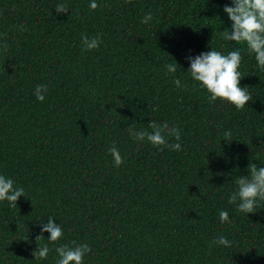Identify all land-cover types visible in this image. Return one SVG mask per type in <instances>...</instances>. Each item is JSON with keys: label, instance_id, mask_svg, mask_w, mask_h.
Wrapping results in <instances>:
<instances>
[{"label": "trees", "instance_id": "trees-1", "mask_svg": "<svg viewBox=\"0 0 264 264\" xmlns=\"http://www.w3.org/2000/svg\"><path fill=\"white\" fill-rule=\"evenodd\" d=\"M97 3L0 0V173L26 194L16 207L0 203V264H55V248L73 242L90 246L85 264H264V207L247 216L228 203L232 181L264 166V72L243 43L222 39L230 0ZM98 34L99 48L83 50L82 35ZM210 47L242 49L251 95L242 110L209 102L184 73L186 57ZM172 58L185 88L165 75ZM151 120L179 127L182 149L135 142L129 126ZM221 210L232 223L219 222ZM49 216L64 235L40 260ZM219 235L232 247L214 246Z\"/></svg>", "mask_w": 264, "mask_h": 264}, {"label": "clouds", "instance_id": "clouds-1", "mask_svg": "<svg viewBox=\"0 0 264 264\" xmlns=\"http://www.w3.org/2000/svg\"><path fill=\"white\" fill-rule=\"evenodd\" d=\"M89 7L95 10L98 7L97 0H89ZM56 11L57 13H66L68 8L60 4ZM223 12L230 21V27H223L222 39L236 44L243 43L247 54L254 58L256 66L261 72H264V0H230V4L224 5ZM152 20L153 14L149 11L144 14L140 23L148 25ZM221 23L223 25V21ZM21 30H23V26H21ZM81 40L85 51L97 49L102 43L99 34L93 38L82 35ZM186 60L189 68L184 73H187L191 81L208 93L209 102L214 103L219 100L234 106L237 110H242L251 100L248 87L240 85L243 78L240 71L243 61L242 49L234 47L225 54L221 50L210 47L209 51L201 52L195 56L188 55ZM164 68L165 75H173V83L177 88L187 86L174 75L178 70L181 72L180 65L176 61L175 63H166ZM46 93L45 85H37L34 90V95L41 102L44 101ZM129 135L139 144L147 142L160 150H163V147L175 151L182 149L179 142L181 140L179 127L171 126L168 122L151 120L147 124V129L141 130H136L130 125ZM230 136V132L224 133L225 140L228 141ZM170 138H174L176 143H169ZM108 151L113 158L114 165L119 167L123 163L119 149L113 146ZM260 165H264V161H261ZM232 182L235 184V188L228 196V203L233 205L239 213L248 216V214L255 213L264 207V166L258 167L257 164L250 163L247 175L238 176ZM25 195V189L16 186L12 177L0 173V203L7 202L9 207H16V202ZM218 217L221 224L232 223L226 210H221ZM55 221L54 216H49L47 222H39L41 235L37 237V240L41 237L44 238L43 233L49 235L46 239L48 243L38 244L33 253L35 258L47 259L50 252L49 244L63 238L64 230ZM23 240L31 243L26 235ZM212 244L231 248L233 242L227 236L219 235L212 241ZM73 245L63 244L55 248L58 257L55 264H85L86 256L91 252L90 246L87 243L75 244V242Z\"/></svg>", "mask_w": 264, "mask_h": 264}]
</instances>
